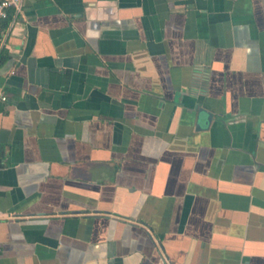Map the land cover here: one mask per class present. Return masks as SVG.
I'll return each instance as SVG.
<instances>
[{
  "label": "crops",
  "instance_id": "0c3cea01",
  "mask_svg": "<svg viewBox=\"0 0 264 264\" xmlns=\"http://www.w3.org/2000/svg\"><path fill=\"white\" fill-rule=\"evenodd\" d=\"M4 20L0 264H264V0Z\"/></svg>",
  "mask_w": 264,
  "mask_h": 264
},
{
  "label": "built area",
  "instance_id": "2783aa9c",
  "mask_svg": "<svg viewBox=\"0 0 264 264\" xmlns=\"http://www.w3.org/2000/svg\"><path fill=\"white\" fill-rule=\"evenodd\" d=\"M21 3L22 0H0V19L7 18L17 12ZM5 99L6 95L0 90V100Z\"/></svg>",
  "mask_w": 264,
  "mask_h": 264
},
{
  "label": "trees",
  "instance_id": "16d2710c",
  "mask_svg": "<svg viewBox=\"0 0 264 264\" xmlns=\"http://www.w3.org/2000/svg\"><path fill=\"white\" fill-rule=\"evenodd\" d=\"M4 19L5 18L2 19L1 24H0V26H2V27L5 25V22H6ZM2 56H3V52H2V49L0 48V59Z\"/></svg>",
  "mask_w": 264,
  "mask_h": 264
}]
</instances>
